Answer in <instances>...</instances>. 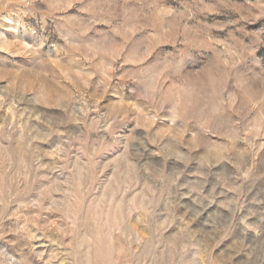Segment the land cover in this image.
Returning a JSON list of instances; mask_svg holds the SVG:
<instances>
[{"label":"rangeland","instance_id":"rangeland-1","mask_svg":"<svg viewBox=\"0 0 264 264\" xmlns=\"http://www.w3.org/2000/svg\"><path fill=\"white\" fill-rule=\"evenodd\" d=\"M0 264H264V0H0Z\"/></svg>","mask_w":264,"mask_h":264}]
</instances>
